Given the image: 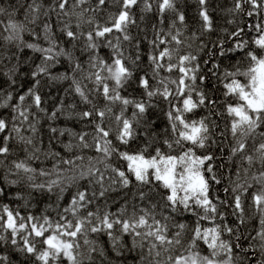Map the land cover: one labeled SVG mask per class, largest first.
I'll return each mask as SVG.
<instances>
[{
	"label": "snow or ice",
	"instance_id": "6c2138e0",
	"mask_svg": "<svg viewBox=\"0 0 264 264\" xmlns=\"http://www.w3.org/2000/svg\"><path fill=\"white\" fill-rule=\"evenodd\" d=\"M195 2L201 25L191 37L185 35V13L176 0H29L22 5V21L14 18L15 9L0 6V17L8 16L7 22L0 19V40L15 49L8 63L17 61L9 67L0 54V75L10 87L24 51L37 54L28 58L31 87L18 98L0 88L6 96L0 108L10 112V118H0V171L8 185L29 189V197L55 196V207L48 204L39 214L0 203V246L31 264H115L94 238L106 236L117 259L135 253L136 264H264V0H233L230 13L260 19L228 33L231 47L223 41L216 47L220 57L235 62L222 68L205 60L211 63L207 72L198 55L186 51L213 31L209 0ZM154 11L158 23L149 38L140 22ZM169 12L175 18L165 30ZM204 47L201 43L198 50ZM102 48L109 51L101 54ZM62 60L67 70L53 75L51 69ZM45 78L70 81L64 92L78 97V103L65 105L61 99L48 112L40 94ZM210 79L216 81L212 86L206 83ZM133 82L140 94L125 95ZM78 105L84 107L77 110ZM61 116L85 127L53 126ZM45 118L52 134L47 150L36 138ZM65 136L67 142L60 139ZM53 142L68 156L54 150ZM13 144L22 146L23 159H11ZM225 144L226 163L235 167L229 175L237 177L223 188L226 194L231 189L230 201L213 194L224 179L225 163L218 161ZM42 157L54 161L50 169L32 166ZM118 191L127 199L113 211L108 198ZM14 199L35 207L20 192ZM249 199L259 228L244 248L240 229L247 224ZM221 206L232 210L235 226ZM0 264H12L10 256L0 254Z\"/></svg>",
	"mask_w": 264,
	"mask_h": 264
},
{
	"label": "trees",
	"instance_id": "16d2710c",
	"mask_svg": "<svg viewBox=\"0 0 264 264\" xmlns=\"http://www.w3.org/2000/svg\"><path fill=\"white\" fill-rule=\"evenodd\" d=\"M29 2V0H0V6L4 7L8 10V12H11L13 9H15V19L17 20H24V8L22 5H26ZM47 2V0H45ZM176 6L178 10L183 11L185 13L186 17V28H185V35L188 37H191V34L193 31L197 32L199 34L200 32V19L198 16V8L199 6L196 4L195 0H176ZM209 11L210 15L213 20V31L209 33H204L202 36H199L198 39L192 41V47L190 49H186V51H192L193 53L197 54L199 57V62L201 63L202 68L205 72H207L208 68L211 67V63L205 65L203 62L205 60H209L215 63H220L221 67L228 66L235 62V58H228V57H220L219 52L217 50V45L223 41L225 48L231 47V41L228 40V33L235 30L237 27H243L247 23H256L260 17H247L246 15L241 14H235L233 15L228 11V9L233 7V0H209ZM155 8V4H154ZM136 18L139 21V17L141 15V12L139 9L135 10ZM175 18V13H167L165 17V23L162 25V27L167 30L168 24ZM0 19L7 22L8 16L7 14L3 17H0ZM229 20L234 21L233 23H228ZM74 23V21H73ZM157 14L154 11L153 13H149L145 16L144 21L140 22V27L145 28L149 38H151L152 35V25L157 24ZM31 27V26H30ZM38 30V29H37ZM138 29L133 28L132 29V35L135 37L137 35ZM144 33L141 32L140 36L143 37ZM25 39L31 41L32 37L29 36L27 33H25ZM204 44L206 47H204L203 51H199V45ZM67 46V45H66ZM145 53L148 51L147 43L144 44ZM12 51H15L14 48H12L9 45L4 44L2 40H0V54H2L5 57L4 64H7L9 67L11 64H16V59H12L11 64L8 63V56ZM109 50L108 49H101V54H106ZM212 52H215L216 55L213 57L211 55ZM37 54L32 53L30 50H25L24 53L21 56L20 60V71L19 73L14 77L16 79V84L11 86L9 85V82L7 80L6 76L0 75V88L4 90V92L11 91L14 95V97L18 98L20 94H23L29 87L32 86V81L30 78V65L33 64L32 60H29L28 58L30 56H36ZM77 56H80L79 51L76 52ZM134 55V53H133ZM229 56H232V54H229ZM81 60L83 61L85 57L81 56ZM145 61V67L147 65V56L143 57ZM36 62L38 63L39 60L37 59ZM0 67H3L0 65ZM68 68L67 61H63L56 65L54 68L51 69L53 75L59 76L60 74L64 73ZM141 73H138L137 76ZM209 86H212L216 83L215 79H210L206 82ZM70 81H60V82H49L47 78L42 80L41 83V91L40 94L46 101L44 104V107L48 110V112H51L54 107L61 101V99L64 100L65 105L71 104V103H78V97H74V95L68 94L66 95L64 92V89L69 88ZM140 89L137 87V84L135 82L131 83L128 87L127 91L125 92V95L128 93H132L133 95H139ZM218 95V93H217ZM6 98L5 95H0V102H2ZM16 100L10 101L9 103H15ZM83 105H78V109L83 108ZM161 107H165L163 104H161ZM159 111V109L157 110ZM203 112V110H202ZM202 112L200 114H202ZM0 118H10V112L9 109L0 108ZM51 124L57 128H63V127H70L76 131L81 130L85 126L81 123H79L76 120H66L62 116L59 117L57 120L52 121ZM49 127V121L45 118L41 120V130L37 134V140L42 141V144L40 146L47 150L49 147V136L52 134L48 131ZM223 129V122H221V130ZM90 130V129H89ZM61 140L67 142L69 137H61ZM230 139V138H229ZM224 147V153H223V159L221 161H218V163L224 162L225 168L221 170V174L224 176L223 182L220 185H214L213 187V194L218 195L221 199L224 200H231V189L229 190V193L226 194L223 191L224 187H228L231 184L232 180H236L237 177L235 175H229V173L235 172V167L230 166L226 163L227 156H228V146L227 144L222 145ZM52 147L54 150L59 151L64 156H68L67 153L64 152L62 144L58 142H53ZM13 152L14 155L11 157V159L15 158H21L23 159L25 156V153L22 151V146H17L13 144ZM87 155H96L94 152H87ZM217 155L220 156L221 153L219 149H217ZM54 163L53 160L48 159L44 160L43 157L41 158V161H35L32 162V166L36 168L40 167H46L51 168L52 164ZM258 167V166H257ZM4 173L3 171H0V188H3L6 192L5 196H0V203H9L10 207L17 208L22 211V213L27 214L28 211L33 212L34 214H39L42 212L45 207L48 204H52L53 207H55V196H52L51 198L48 195H42L39 193H32L31 197H29L30 190L24 187L23 185H16L15 187L8 185L7 182L3 179ZM14 178V177H13ZM75 189H72L70 192L65 193V199L61 201V206H66L68 199H70L72 192H74ZM16 192H20L26 199L30 198V203L34 204L35 207H23L24 201L23 200H15L14 196ZM127 199V197H124L122 191L113 192L109 194L108 198V204L111 206V209L113 211L116 210L123 202ZM101 204L104 203L102 200L100 202ZM247 211H248V220L247 224L243 227H241L240 231L244 233V239L240 241L242 246L244 248H248L249 245V239L248 237L250 235H254L256 230L259 228V216L254 212V210L251 208V201L250 199L246 201ZM221 211H224L226 213V221L235 226V217L231 215V209L227 208L225 206H221ZM49 215L55 217L56 212L49 210ZM178 219L184 220L185 218L180 217ZM185 222H191V218H187ZM97 239L100 243V245L106 249L107 255L109 260L114 261L115 264H136V261L133 259V257L136 255L135 253L127 254V259H117L115 257V254L111 251L110 242L108 241V238L106 236H99L94 237ZM130 238L125 237V240L128 241ZM225 239H228L227 236H225ZM0 254H8L10 256V260L12 264H31L30 260H25L24 256L18 252L12 251L9 249L8 246H0ZM249 256L252 255V250L248 253ZM257 259L259 258V254L257 252L256 254ZM99 261V258H98ZM253 264H255V261H253Z\"/></svg>",
	"mask_w": 264,
	"mask_h": 264
}]
</instances>
